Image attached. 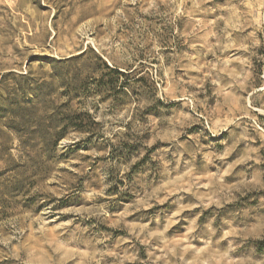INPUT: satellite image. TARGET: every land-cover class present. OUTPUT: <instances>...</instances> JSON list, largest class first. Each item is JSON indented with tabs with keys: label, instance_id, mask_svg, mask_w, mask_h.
Wrapping results in <instances>:
<instances>
[{
	"label": "rangeland",
	"instance_id": "rangeland-1",
	"mask_svg": "<svg viewBox=\"0 0 264 264\" xmlns=\"http://www.w3.org/2000/svg\"><path fill=\"white\" fill-rule=\"evenodd\" d=\"M0 264H264V0H0Z\"/></svg>",
	"mask_w": 264,
	"mask_h": 264
}]
</instances>
